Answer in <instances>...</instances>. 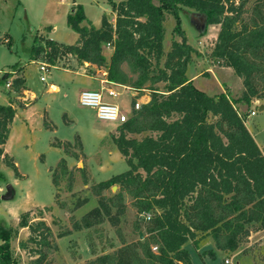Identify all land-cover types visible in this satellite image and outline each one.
<instances>
[{
  "label": "trees",
  "instance_id": "obj_1",
  "mask_svg": "<svg viewBox=\"0 0 264 264\" xmlns=\"http://www.w3.org/2000/svg\"><path fill=\"white\" fill-rule=\"evenodd\" d=\"M227 1L229 4L226 0H108L115 22L103 14L99 27L88 20L83 6L76 4L66 17L68 27L78 34L75 43L48 39L45 47L36 48L46 53L51 65L72 55L80 64L106 66L110 82L137 91L131 114L118 125V135L112 136L128 169L93 185L97 195L119 186L112 196L101 195L99 207L93 211H102L112 225H117L115 216L124 211L126 193L148 223L146 235L129 243L122 240L115 251L102 253L88 264H194L185 245L191 242L197 246L198 233L209 236L216 249L234 252L254 228H264V155L245 125V115L235 107L239 102L249 106L252 100L264 98V18L253 20L251 27L242 23L235 29L243 3ZM182 6L204 16L203 31L208 25L220 26L213 55L242 79L241 97L232 100L224 93L208 95L187 77L195 49L180 27ZM166 14L175 19L174 31L181 41L172 42L160 66ZM107 43L113 48L109 63L102 53ZM130 74L136 77L132 79ZM160 82L164 90L157 87ZM11 85L20 93L24 79L16 77ZM145 90L150 91L149 101L135 109L136 98ZM14 115L11 104H0V161L19 177L16 164L2 148ZM43 124L48 128V122ZM128 133L146 134L137 139ZM56 142L68 155L78 158L75 150L82 148L80 140ZM82 157L85 159L83 153ZM80 172L86 182L84 167ZM51 176L57 190L63 177L68 181L66 189L71 190L74 173L64 158L51 169ZM3 178L0 171V180ZM112 207L116 208L115 215ZM146 213L149 220L142 216ZM30 214V210L20 213L17 227L0 226V264H20L11 247L20 228H27L29 235L19 241V247L26 249L27 242L37 246L33 251L35 264H42L48 252L57 248L50 226L42 219L33 220ZM135 227L142 230L140 225ZM203 254L215 257L213 249Z\"/></svg>",
  "mask_w": 264,
  "mask_h": 264
},
{
  "label": "rangeland",
  "instance_id": "obj_2",
  "mask_svg": "<svg viewBox=\"0 0 264 264\" xmlns=\"http://www.w3.org/2000/svg\"><path fill=\"white\" fill-rule=\"evenodd\" d=\"M72 1L81 4L86 16L97 25L105 12L109 21L115 22V12L112 11L108 0H0V103L5 104L4 100L7 99L4 88L12 93V85L7 86V81L14 73L20 75L23 71L30 91L38 96V99L32 103L34 112L32 117L30 115V122H33L34 127L39 129L30 133L19 116L12 123V137L8 148L15 153L16 165L25 177L16 176L13 168L6 166L3 160L2 163L5 164L2 165L0 171L4 174V178L0 180V197L5 193L7 184L13 186L14 196L9 200L0 198V226L17 227L20 215L17 213L28 207L29 198L39 204H44L30 209L29 216L35 221L44 220L50 226L57 244V248L48 252L42 264H88L102 253L115 251L122 245V240L129 243L142 239L146 235L145 225L148 224L142 220L133 205L132 198L126 193H124L123 199L124 211L115 216L118 221L117 225H112L108 216L102 211L100 214L93 211L99 207L101 195L110 197L119 189L118 185H114L97 195L93 185L128 169L124 157L121 158L117 149L115 152L113 150L115 143L112 136L118 135V125L114 132L109 133L101 141V146L104 145L106 148L104 152L106 156L102 158L101 153L96 151L98 146L96 129L101 128L104 124L96 118L94 109L82 107L77 103L72 88L63 85L65 82L61 76L64 72L61 67H68L67 59L64 57L57 59L56 62L59 66H51L47 80L45 82L40 80L39 63L50 62L46 53L42 50L36 51V48L45 47L48 39L59 41V43L71 40L73 30L68 27L66 17ZM226 3L229 4L227 0ZM241 3H243L241 18L235 25V29H239L242 23L251 27L253 20H259L261 16L264 18V0H239V4ZM74 7L75 5L72 6L71 12L74 11ZM257 9L261 13H258ZM192 12H194L192 9L185 6H182L179 11L180 27L186 35L187 43L195 49L187 66V77L195 78L194 85L208 95L224 93L232 100L241 97L244 90L242 79L237 76L232 67L226 65L223 59L213 55L220 26L218 24L208 25L203 31L201 24L197 25L192 22ZM53 25L56 26V30L47 34L50 26ZM174 26L175 19L171 14H166L164 55L161 58L160 66L163 65L165 54L171 49L172 42L181 41V37L174 31ZM112 51V45L102 46L106 63H109ZM34 58L35 60L32 61ZM123 67L127 70L125 65ZM97 68L106 71V66H97ZM130 77L134 79L136 75L130 74ZM256 79H258L257 87L262 92V82L259 77ZM50 82H59L61 90L47 92L46 89ZM163 86L162 82L157 84L159 90H164ZM141 94L138 101L140 104L150 99L149 90H145ZM16 101L20 106H24L21 102L22 97ZM109 101L124 104L127 109L130 107V100H125L121 96L110 98ZM260 105L264 106V98L252 100L249 106L244 102H239L235 104V107L245 115V125L250 133H253L258 141L262 142L260 133L264 134V107L259 109ZM61 106L68 111L69 117L73 120L70 124L62 123L61 114L58 117V110ZM43 107L49 111L50 118L58 123V136L72 141L75 134L80 135L85 144V151L92 156V158L90 156L89 162L85 158L82 159V163L78 164L76 157L70 162V165H73L74 173L70 191L66 189L68 183L66 177L59 178L58 190L52 183L49 169L51 167L53 169L58 162L54 159L55 153L51 152L47 146V132L42 128ZM131 110L132 108L128 110V116L131 114ZM251 111H254L255 114L250 115ZM47 119L45 112L44 120L48 122ZM145 134L128 133L127 136L140 139ZM75 141L79 142L78 137L75 138ZM26 144L29 146L26 147ZM75 151L78 157L82 156V148L79 149L77 146ZM36 152L38 154L46 153L45 161L42 158L39 159L38 155L35 157ZM90 165L93 166L94 172H91ZM82 167L86 173V182L81 176L80 168ZM55 194H57V198ZM111 213L115 215V207L111 208ZM153 213L152 211L151 215ZM136 224L141 226L142 238L139 237ZM18 231L17 237L11 241L14 256L20 264H35L32 261L37 257L33 252L37 247L36 244L27 242L26 249L19 247V241L28 238L29 230L26 228V230L19 229ZM66 231L69 233L58 236ZM251 232L253 233L252 239L248 240L247 238L244 241H252L251 248H243L240 253L232 257L218 252L216 258L210 259L213 261L210 264H226L224 263L225 258L231 260L228 264H264V228H254ZM255 232L258 233L255 234ZM197 236L205 237L201 233H198ZM254 239L258 241L255 242ZM244 242L240 246H246ZM192 252L194 254L193 250ZM193 258H196L195 254Z\"/></svg>",
  "mask_w": 264,
  "mask_h": 264
},
{
  "label": "crops",
  "instance_id": "obj_3",
  "mask_svg": "<svg viewBox=\"0 0 264 264\" xmlns=\"http://www.w3.org/2000/svg\"><path fill=\"white\" fill-rule=\"evenodd\" d=\"M76 4L77 3L75 1H72L71 8H70V11L69 12H71L73 10L72 9V6H74ZM193 13H196V12H192L191 14H193ZM104 14H107V13L105 12ZM199 16H200V14H198V13H196V15L194 14V19L199 18ZM88 20H90V19L88 18ZM92 24L95 27H99L101 25V20L99 22V25H97V23H95V22L94 23L92 22ZM55 30H56V26L55 25L50 26V30L47 31V34L52 33ZM77 38H78V34L73 31V34L71 35V40L70 41H68L66 43L65 42H60V43H63V44H72V43H75V41L77 40ZM54 41H56V40H54ZM56 42L59 43V41H56ZM64 58L67 59V61L69 63H68V67H64V66L61 67L62 71L64 72V74L61 76V78H63V80L65 82L63 85H65L66 87L72 88V90L75 93V96H76V99H77V103H78L79 93L82 90H85V89H95V90H100L101 93H102V95H103V99L105 101H108V102H111V101H109L110 98L113 99V98H118L120 96L121 97H124L125 100H127V99L130 100L129 101V104H130L129 106L130 107L128 109L125 108V105L124 104H118L115 101L112 102V103L117 104L124 112L127 113L128 110L130 108H132V98L134 96H137V91H135L131 86L122 85V84H113L112 82H110L107 79V76H106L107 75V72L104 69H102V70L98 69L95 64H92V63H89V62H84L83 64H80V63H78L76 57H74L72 55H68V56H66ZM34 60L35 59H33L32 61H34ZM54 65H58L59 66V64L57 62ZM16 77H21V78L24 79V89H22L20 93H17L13 89H11L12 90V93L14 94L13 95L11 93V91H9L8 89H5L4 88V90L6 92V96H7V99L4 100L5 101V104L4 105L11 104L13 106V108L15 109V115L13 117L12 123H14L15 119L19 116V117H21L23 119V121L25 123V126L27 127L28 130H30V133H32L33 130H39V129H37V128L34 127L33 122L32 123L30 122V115L32 117V114L34 112V107L32 106V103L35 102L38 99V96L34 92L30 91V88H29V86H28V84L26 82V78L24 77L23 71H22V74H20V75L17 74V73H14V75L12 77H10V79L7 81V83H10L11 84L12 82H10V80H12V79H14ZM190 80L194 81L195 78H193V79L190 78ZM10 84H9V86H10ZM107 89L113 90L116 93V96H110V95H108L107 94ZM46 90H47V92H50V91L51 92H59L61 90V85L59 84V82H55V83L50 82L48 84V88ZM20 94H22V96H20ZM141 96H139V97H141ZM146 96L148 97V95H146ZM20 97H22V101L21 102L23 103L24 106H20L19 104H17V101L16 100H20ZM139 97L136 98V101H139ZM149 98H150V96H149ZM148 101L149 100H145L142 103H146ZM57 109H58V107H57ZM58 111H59L58 117L61 114L62 123L63 124L64 123L70 124V122L73 121L69 117L68 111L65 110V108L63 106H61ZM45 112H46L47 117H48V119H47L48 120V125H49L48 128H46L44 126V124H43L44 123V113ZM12 123L10 125L8 138H7L6 142L4 143V145L2 146V148L4 150V154H7L9 157H11L12 158V161L16 164L15 159H14L15 158V153H13V151H11L8 148V143L11 140V137H12ZM101 123H103L104 126H102L99 129H96V136H97L96 139H97V144H98L96 151H99L101 153V157L103 158V156H106V153H104L106 151L105 150L106 148H105L104 145L101 146V141L107 135H109V133L114 132V130L116 129L117 125L115 123L103 122V121H101ZM42 128L45 130V132H47V136H48L47 137V142H48V145L47 146H48V148H49V150L51 152H54L55 153V158L54 159L57 160V162L61 158H64L66 160L67 167L69 169H72V166L73 165L72 164L70 165V162L73 160L74 156L68 155L64 151L63 146L60 145V144H57L58 142H56V141H69V142H73L76 137H78V140H80V142H81V145H82V153L85 155V158L88 160V162L91 160L92 156L89 155L85 151V144H84L82 138L80 137V135L75 134L72 141L69 140V139H66V138H64L62 136H58L57 130L59 129V125H58L57 122H54L50 118L49 111L45 107H43V110H42ZM256 133H258V132H256ZM251 134H252L254 140L256 141L257 145L259 146L261 152L264 155V134L260 133L262 135V136L260 135V137L262 139V142H259L258 141V138L255 137L253 135V133H251ZM111 145L113 146V144H111ZM28 146L29 145L26 144V147H28ZM113 148H114L113 150L115 152V150L117 149L116 146L114 145ZM36 155H38V158L39 159L42 158L45 161V159H46V157H45L46 153H39L38 154L36 152L35 153V157H36ZM119 155L121 156V158H123V156H122V154L120 152H119ZM90 156H91V158H90ZM82 159L84 160V158L82 156H79L78 157V159H77L78 160L77 162H79L78 164L82 163ZM74 161H76V160H74ZM2 162H3V160L0 161V170H2V165L5 164V163H2ZM89 168H90L91 172H94L93 166L90 165ZM51 169H52V167L49 169V171H51ZM17 170H18V172L20 174L19 177H25L24 173L22 171H19L18 167H17ZM29 199H30V201L28 202V207H26L25 210H30L32 208H35L36 206H39L40 207V206H43L44 205V204H39V203L35 202V200H32L31 198H29ZM25 210H23V211H25ZM23 211H19L17 214L19 215V213H21ZM20 229L21 230H26V228H20ZM258 232H255V234H257ZM252 237H253V233L248 236V240H251ZM197 240H198L197 246H193L191 244V242H188L185 245V247L188 249V251L190 253L191 260H192V262L194 264H210V262H213L212 260H210V259H212L211 257H209L208 255L203 254V251L204 250H207V249H213L214 250V252H215V257L214 258H216L218 252H222V253H224V254L232 257V256H235L238 253H240L243 248H246V247L251 248V246H252L251 245L252 244V241H248V242H244V244H246V246H244V245L243 246H239L238 249L235 250L234 252H224L222 250H219V249H216L215 248L214 242H213V240L209 236H205L204 238H201V236L200 237L198 236L197 237ZM203 240H207V241L204 242ZM256 241H258V240L256 239L255 242ZM192 250L194 251V254H195L196 258H193L194 257V254H193ZM225 260H228V262H225ZM230 262H231L230 259H228V258H225L224 259V263L228 264Z\"/></svg>",
  "mask_w": 264,
  "mask_h": 264
},
{
  "label": "built area",
  "instance_id": "obj_4",
  "mask_svg": "<svg viewBox=\"0 0 264 264\" xmlns=\"http://www.w3.org/2000/svg\"><path fill=\"white\" fill-rule=\"evenodd\" d=\"M233 2L234 5L239 4V0H230ZM106 45H111L110 43H107ZM50 63L46 62H40L39 63V71H40V80L42 82H45L47 80L50 68ZM10 83H7V86H9ZM107 94L110 96H116V93L111 90L107 89ZM78 103L82 107L91 108L95 110L96 118L99 121L103 122H110L115 123L116 125H121L128 119V114L124 112L117 104L105 101L103 99V95L100 90L95 89H85L82 90L79 93L78 96ZM140 107V103L136 101L134 103V108L138 109ZM255 114L254 111L250 112V115ZM146 220L150 219L149 214H143L142 215ZM225 262H228V260H225Z\"/></svg>",
  "mask_w": 264,
  "mask_h": 264
},
{
  "label": "water",
  "instance_id": "obj_5",
  "mask_svg": "<svg viewBox=\"0 0 264 264\" xmlns=\"http://www.w3.org/2000/svg\"><path fill=\"white\" fill-rule=\"evenodd\" d=\"M194 14L196 15V13L191 14V20L194 24H201L200 26L204 29L206 26L205 23V18L203 15L200 14L199 18L194 19ZM264 106L260 105L259 109H262ZM114 187V186H113ZM5 193L1 195V199L2 200H9L12 199L14 196V188L11 184H7L6 188H5ZM139 237L142 238L143 237V233L142 231L139 232Z\"/></svg>",
  "mask_w": 264,
  "mask_h": 264
}]
</instances>
